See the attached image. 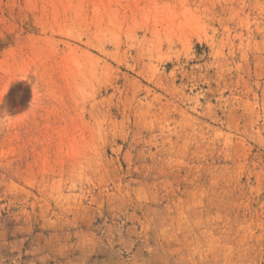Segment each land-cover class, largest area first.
<instances>
[{
  "label": "rangeland",
  "instance_id": "rangeland-1",
  "mask_svg": "<svg viewBox=\"0 0 264 264\" xmlns=\"http://www.w3.org/2000/svg\"><path fill=\"white\" fill-rule=\"evenodd\" d=\"M0 264H264V0H0Z\"/></svg>",
  "mask_w": 264,
  "mask_h": 264
}]
</instances>
